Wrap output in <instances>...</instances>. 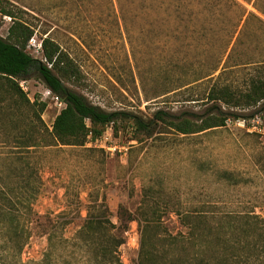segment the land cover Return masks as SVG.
Listing matches in <instances>:
<instances>
[{"label":"rangeland","instance_id":"1","mask_svg":"<svg viewBox=\"0 0 264 264\" xmlns=\"http://www.w3.org/2000/svg\"><path fill=\"white\" fill-rule=\"evenodd\" d=\"M157 1L0 0V10L13 8L33 30L25 50L42 63L45 36L69 52L81 76L65 85L92 104L144 121L158 109L202 116L211 102L185 101L188 93L201 97L220 72L219 83L241 85L245 62L255 60L257 67L264 61V16L255 10L264 11V0L243 2L263 21H244L243 10L227 0H205L206 6L193 0L185 7L174 0L176 8ZM11 23L0 12L2 37ZM214 69L212 80L163 94L181 76L189 80ZM17 81L30 100L46 103L41 119L50 129L60 108L43 97L39 74ZM221 110L230 114L225 125L204 132L183 135L158 123L147 135L123 123L84 147L19 150L0 129V186L13 199L20 232L0 228V264H94L74 235L95 203L119 225V206L136 217L143 200L156 202L172 235L184 231L178 213L195 208L264 217V103ZM140 228L136 218L127 222L117 250L121 264H138Z\"/></svg>","mask_w":264,"mask_h":264},{"label":"trees","instance_id":"2","mask_svg":"<svg viewBox=\"0 0 264 264\" xmlns=\"http://www.w3.org/2000/svg\"><path fill=\"white\" fill-rule=\"evenodd\" d=\"M179 1L184 7L193 3V0ZM227 1L243 10L244 21L249 16L263 21L244 5L243 2L248 3V0ZM197 3L209 5L205 0H197ZM160 4L173 5V8L178 5L174 0H158L157 5L161 7ZM116 5L120 6V0H116ZM0 12L12 21L7 36L0 35V129L13 139L19 150L58 145L84 147L86 143L99 139L108 126L117 132L118 124L123 123L147 135L154 131L158 123L179 134H195L225 125L230 114L221 110L222 105L249 108L264 103V61L255 67L254 60L245 62L249 70L241 85L219 83L220 72L201 97L195 98L193 92L187 94L185 101L211 102L202 116L193 117L187 112L176 116L158 109L149 120L144 121L131 112L106 111L65 85L81 76L79 66L69 52L45 36L41 40V54L45 60L42 63L25 50L33 30L13 8H3ZM215 70L189 80L187 75L181 76L177 87L163 94L183 87L190 90L192 88L189 87L197 83L212 80ZM33 71L39 74L45 87L64 103L50 129L41 119L46 103L37 98L30 100L17 81L27 79ZM13 209L12 197L0 186V228L16 236L20 234L19 222ZM159 210L158 203L143 200L134 217L119 206L120 224L115 225L107 217L105 206L92 204L74 239L81 245L83 253L89 255L90 262L121 264L117 250L123 242L127 222L136 218L141 225L138 264H264V217L252 212L214 216L195 208L178 213L184 231L172 235L165 232ZM68 222L65 220L61 224ZM54 227L50 232L49 246L57 230Z\"/></svg>","mask_w":264,"mask_h":264},{"label":"built area","instance_id":"3","mask_svg":"<svg viewBox=\"0 0 264 264\" xmlns=\"http://www.w3.org/2000/svg\"><path fill=\"white\" fill-rule=\"evenodd\" d=\"M43 97L48 98L51 100L54 104H56L60 109L64 107L63 101L59 98L58 95L54 94L50 89L46 88L43 91ZM108 149H114V148H108Z\"/></svg>","mask_w":264,"mask_h":264},{"label":"crops","instance_id":"4","mask_svg":"<svg viewBox=\"0 0 264 264\" xmlns=\"http://www.w3.org/2000/svg\"><path fill=\"white\" fill-rule=\"evenodd\" d=\"M252 2H254V0H252ZM256 7V6H255ZM255 10H256V12L257 13H259L260 15H262V16H264L263 14H264V11H263V9H259V8H255Z\"/></svg>","mask_w":264,"mask_h":264}]
</instances>
